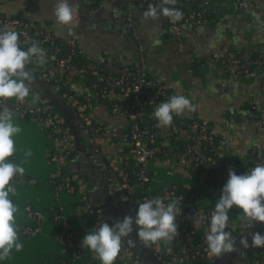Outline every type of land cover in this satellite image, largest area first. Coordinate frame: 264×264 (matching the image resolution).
<instances>
[{"label":"crops","instance_id":"obj_1","mask_svg":"<svg viewBox=\"0 0 264 264\" xmlns=\"http://www.w3.org/2000/svg\"><path fill=\"white\" fill-rule=\"evenodd\" d=\"M178 1L184 10L206 5L211 22L204 25L188 23L182 27L180 38L175 39L168 33L165 19L159 11L164 5L163 0L153 5L155 18L144 15L149 9H133L127 26L128 22L116 24L111 18L113 10L123 11L124 0H69L75 20L69 26H61L55 21L53 9L57 0H0V12L43 23L61 40L74 36L88 65L95 64L103 56L131 65H143L149 74L165 83L173 95H183L195 106V111L186 109L182 117L195 115L222 132L225 145L221 152L225 162L243 164L252 148L264 144V126L256 127L245 120L254 113L264 112V73L256 78L228 75L209 57L214 52L228 51L250 55L264 46V0H242L241 7L235 6L233 0ZM69 29L74 32L70 33ZM26 70L33 77L26 98L51 101L75 142V150L63 162L62 169L73 180L76 191L68 192L52 183L56 166L48 161L49 139L39 123L13 113L14 123L21 131L13 137L16 150L8 160L21 164L25 169L22 177L34 182L11 184L15 195L10 194V198L18 209L15 222L24 247L19 252L13 249L10 257L0 264H48L62 257L63 247L58 241V232L48 219L51 209H60L66 228L76 231L81 242L84 235L92 231L81 230L82 224L90 222V209L101 208L105 221L114 223L125 215L134 214L132 199L139 191L136 185L129 191L122 189L118 173L117 158L128 141L125 115L112 114L105 105L109 99L94 96L91 113L103 125L104 131L92 135L62 94L37 78L34 65H26ZM69 88L75 93H86L87 81L76 78L70 82ZM230 113H235L238 120L226 127ZM93 147L99 148V153H93ZM29 152L30 155L27 154ZM168 170L173 174H168ZM150 172L154 177L151 191L165 189L169 184L193 188L202 194L198 206L214 210L221 189L217 186L206 188L204 177L184 167L181 161L171 156L155 158L150 162ZM27 206L36 213V221L28 216ZM228 214L244 216L235 207ZM30 224L38 226L36 235L20 230V227ZM247 226L233 241L236 251L202 262L251 264L257 256L256 248H245L241 241L250 243L253 233L264 234V226H250L248 229ZM208 229L195 222L189 239L203 238ZM128 237L124 240L131 251L130 244H136L140 249V257L133 254L141 264H169L164 258H156L151 246H145L138 238L135 228ZM170 244H178V239ZM84 251L94 255L96 263L101 264L93 252L87 248ZM68 264L90 263L78 260Z\"/></svg>","mask_w":264,"mask_h":264},{"label":"built area","instance_id":"obj_2","mask_svg":"<svg viewBox=\"0 0 264 264\" xmlns=\"http://www.w3.org/2000/svg\"><path fill=\"white\" fill-rule=\"evenodd\" d=\"M159 0H124L122 12L113 10L111 18L114 23H127L131 19L133 9H149V6L156 5ZM237 7L242 6V0H233ZM168 8L172 12L179 11L182 15L180 19H173L163 12ZM166 23L168 33L175 39H179L182 27L188 23L204 25L211 22L212 17L206 5H199L188 10L182 8L178 0L174 3L164 4L159 8ZM75 20L73 21V23ZM7 25L9 30L19 33L20 46L27 50L34 42L45 51V62L38 66L37 63H28L35 66V73L39 80L51 84L58 91H63L62 97L73 107L79 119L90 129L92 135L103 133V125L100 124L91 111L93 108V97L109 99L105 103L112 114H124L127 123L128 141L118 156L119 177L122 189L129 191L133 186H137L139 191L132 199V207L135 210L138 203L153 197H162L165 203L169 202V197L183 199L181 203V215L177 214L178 223V244H158L150 245L156 257L164 258L169 264H190L193 261H207L214 255L207 251V244L204 237L198 240L189 239L193 233V224L202 223L209 228L210 217L213 211L210 207L190 208L186 213L182 208L189 207L191 197L171 188L164 195H156L151 191V183L154 179L150 172V162L158 157L171 156L182 162L183 166L202 175L203 185L206 188L213 186L223 187L226 183L228 169L231 168L237 175L250 171L258 164H264V144H257L250 152L245 163L225 162L222 150L225 140L222 132L209 125L206 121L193 115L188 118L173 114L172 124L168 127H156V120L152 117L155 107L167 101L173 93L165 83L160 82L148 73L143 65H131L117 59L111 60L106 56L100 57L93 65L80 64L74 61V56L79 52L78 42L74 36L67 40H61L56 32L49 29L43 23H35L19 15H8L0 12V26ZM80 53V52H79ZM209 60L217 63L228 75L238 77L256 78L264 73V46L250 55H244L236 51L214 52ZM76 78L87 81L86 93H75L69 88V84ZM139 89L138 91H136ZM7 106L12 113L22 117H29L36 120L48 136V161L56 166L52 183L58 188L68 192L76 191L75 185L71 182L62 169L63 162L66 161L75 150V142L70 136L65 126L64 119L57 114L53 103L46 100L32 101L26 98L20 102L14 98H0V110ZM238 120L235 113H230L227 127ZM245 120L256 127L264 126V112L254 113L247 116ZM227 130L224 129V131ZM93 153H99V148L93 147ZM168 174H173L171 170ZM30 182L20 175L14 176L10 184L15 182ZM219 188V187H218ZM197 192L201 194L200 191ZM27 214L32 221L37 220V215L28 206ZM60 210V209H59ZM89 224H82L81 230H94L101 223L106 222L103 218L101 208H93L88 212ZM229 220L225 231L229 232L234 241L249 224L246 217H236L228 214ZM61 218L63 216L60 213ZM23 233L36 235L38 226L35 224L20 227ZM58 241L62 243L68 241L70 249L67 255L72 262L83 260L90 264H97L94 255H83L84 248L78 239L76 231L66 228L63 219V227L58 233ZM66 250L63 247V255L56 262L51 264H65ZM141 264V261L133 254L122 240L121 251L114 264ZM251 264H264L262 258H255Z\"/></svg>","mask_w":264,"mask_h":264},{"label":"clouds","instance_id":"obj_3","mask_svg":"<svg viewBox=\"0 0 264 264\" xmlns=\"http://www.w3.org/2000/svg\"><path fill=\"white\" fill-rule=\"evenodd\" d=\"M164 4L174 0H163ZM166 16L180 19L179 11L172 12L164 8ZM57 24L69 26L73 23V5L69 0H57L53 9ZM145 16L156 17V9L149 6ZM45 51L38 42L32 43L27 50L20 46L19 33L9 30L7 25L0 26V98H15L23 102L29 95L32 74L26 70L28 63L43 64ZM137 89L136 91H138ZM195 111V106L183 95H173L167 101L159 103L153 110L152 117L156 127H168L172 124L173 114L181 115L185 110ZM21 131L14 123L12 111L5 106L0 110V261L10 257L13 249L23 250L19 240L15 214L18 209L10 198L15 189L10 182L14 176H23L25 169L21 164L8 160L15 153L13 137ZM30 155V152L27 153ZM228 178L221 189L220 196L211 213L210 225L204 240L210 255L236 251L229 232L225 231L229 220V211L235 207L242 211L250 222H264V164H258L250 171L237 175L231 168ZM183 197H169L165 203L162 197L145 199L138 203L133 215H125L114 223H101L94 230L87 232L81 240V248H87L96 255L101 264H114L121 251L122 240L135 228L138 238L145 245L163 242L169 244L178 236L177 214L181 215ZM245 248L264 246V234L253 233L251 241L242 240Z\"/></svg>","mask_w":264,"mask_h":264},{"label":"trees","instance_id":"obj_4","mask_svg":"<svg viewBox=\"0 0 264 264\" xmlns=\"http://www.w3.org/2000/svg\"><path fill=\"white\" fill-rule=\"evenodd\" d=\"M74 61L76 63H80V64H85L86 63V60L83 59V57L81 56V54L79 52L75 54ZM59 92L62 93L63 91H59ZM71 182L73 183V180H71ZM218 187H219V189H222L221 185H219ZM171 188H174L176 191L181 192V193L185 194L186 196H190L191 197L190 206L189 207H183L182 208L186 213H189L190 208L193 209V206L196 207V205H197L196 202L201 199V195L197 192V190H195L193 188H189V187H184V186H181V185H177V184H169L165 189L155 190V191H153V193L156 194V195H164ZM48 219L50 220V222H52L54 224V226L56 228V231L58 233H60L61 232V229L63 227V219L60 216V210H59L58 207H55V208L51 209V211L49 213V218ZM257 223L258 224H263V225H257ZM250 226H264V222H249V225L247 226V229ZM145 246H147V245H145ZM176 246L177 245L175 244L173 248H176ZM63 247L66 250L65 264H68V263L72 262V259L70 258V256L67 255V251L70 249V247H69L68 241L66 239L63 242ZM83 255H88V253H86L85 251H83ZM263 255H264V246H261L260 251L257 253L256 258H262ZM59 259L60 258H58L56 261H58ZM48 264H51V263H48Z\"/></svg>","mask_w":264,"mask_h":264},{"label":"water","instance_id":"obj_5","mask_svg":"<svg viewBox=\"0 0 264 264\" xmlns=\"http://www.w3.org/2000/svg\"><path fill=\"white\" fill-rule=\"evenodd\" d=\"M124 24H126V22L124 23ZM117 28H120V29H122V30H124V31H126V30H128V29H126L125 27H120V26H117ZM69 32L70 33H72V32H74L72 29H69ZM102 160L104 161L105 159H104V157H102ZM126 239H129V237H127ZM130 247L132 248V250H133V252L135 253V254H137L138 255V257H140V255H141V253H140V249L136 246V244H130ZM256 248V253H258L259 251H260V248L261 247H255ZM190 264H206V263H204V262H201V261H199V260H196V261H193V262H191Z\"/></svg>","mask_w":264,"mask_h":264}]
</instances>
